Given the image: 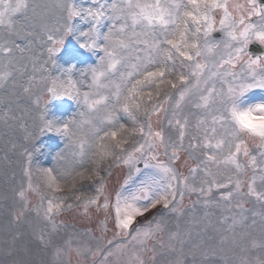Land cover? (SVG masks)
<instances>
[{
	"label": "snow or ice",
	"instance_id": "1",
	"mask_svg": "<svg viewBox=\"0 0 264 264\" xmlns=\"http://www.w3.org/2000/svg\"><path fill=\"white\" fill-rule=\"evenodd\" d=\"M33 36L42 37L46 55L29 56L31 70L20 83L15 76H23L27 65L19 68L12 54L31 53L32 41L21 47L14 38ZM0 40V89L11 95L21 88L35 97L39 121L36 132L26 130L24 137L32 148L21 145L28 185L15 192L22 207L12 219L34 213L33 239L51 251L52 264H73L72 253L84 252L103 257L101 264H158L163 256L174 257L163 264H188L187 257L198 253L219 254L224 264H264V213L253 212L250 223L243 214L246 198L264 206V98L249 102L255 91L264 93V51H249L252 44L264 49V0H88L87 6L78 0H0ZM68 40L75 47L66 48ZM65 52L97 59L74 78V66L57 64ZM65 97L80 111L69 120L47 118L49 102ZM161 113V127L154 128L152 117ZM163 121L175 136L166 134ZM46 132L67 141L73 160L62 151L56 156L60 169L37 167L42 182L34 187L35 141ZM181 150L197 161L188 175L174 167ZM122 166V182L110 188L107 178ZM214 190L229 208L236 198L240 210L239 217H222L226 227L217 238L194 239L179 222L165 235L155 216L140 222L158 205L182 216L178 205L185 194H196L194 203L203 198L207 206ZM30 191L40 197L31 208ZM81 204L103 213L96 227L104 234L94 238V247L83 233L56 222Z\"/></svg>",
	"mask_w": 264,
	"mask_h": 264
},
{
	"label": "rangeland",
	"instance_id": "2",
	"mask_svg": "<svg viewBox=\"0 0 264 264\" xmlns=\"http://www.w3.org/2000/svg\"><path fill=\"white\" fill-rule=\"evenodd\" d=\"M79 3L87 6L88 0H78ZM217 26L219 20V13L216 14ZM76 23H79L77 21ZM85 27V25H80ZM37 34L39 35V30L37 29ZM16 43L20 44L21 47H25L31 43V53H25L22 57L19 51H14L12 56L16 65L24 69L27 65V69L24 71V75H16L20 83H24L27 75L31 70V61L29 56L32 54L41 55L44 53V46L41 43L42 37L40 39L37 36L33 37H23L14 38ZM215 40V39H214ZM219 40V39H217ZM3 41L0 40V43ZM74 43V41H66V48H69V44ZM64 50H62L63 52ZM97 59L96 56L85 53L82 56H69L67 52L60 55L57 64L60 67L74 66L77 69L76 76L78 78V72ZM5 58L3 54H0V70L3 69V64ZM239 71V67L235 69ZM52 75H59L57 68H50ZM87 84V81H85ZM82 90H87L85 87L81 86ZM10 89H0V264H15L19 261H44L45 264H52L53 257L50 250H41L38 243L33 239V228L37 224L36 217L34 213L27 212L23 218L19 221H13L12 215L18 212L22 207V201L15 195V192L21 188L23 185L27 188L28 178L24 175V169L28 166L27 157L23 155V148L21 145H25L32 148V144H25L24 137L26 135V130L31 132H36V125L39 121L36 118L38 115V109L35 105V97L29 98L23 93L21 88H16L11 95H5ZM261 98H264V93L255 91L252 96L250 103L258 102ZM48 113L47 118H55L57 120H69L75 116L79 111L80 107L75 101L69 100L68 98L53 99L47 105ZM185 111H189L185 108ZM7 112V116L5 113ZM163 113L160 115H154L152 117V123L154 128L161 127ZM170 115V110H169ZM11 117H15L12 119ZM7 121V122H5ZM128 123L130 127V122L122 121ZM192 123H195L194 118H192ZM166 127L167 122L163 121ZM26 126V128L24 127ZM192 131H195L193 128ZM166 134L176 135L174 130H169L166 127ZM187 139L185 140V148H187ZM67 141L59 135L53 133H44L39 135L35 141L36 148L38 150L34 151L32 156V184L35 187L37 183L41 182V178L35 174V169L40 168H53L60 169L62 162L56 159V156L60 152H64L68 158V162L73 160L71 147H66ZM249 147H252V142L249 141ZM161 159H165L163 156V151L161 150ZM197 163L196 160L189 159V152L181 150L179 153V160L174 165L178 172L183 175H188V169L194 167ZM143 168V165H140ZM127 169L123 166L121 169H113L110 177L107 178L106 183L109 187L117 186L118 182H122L124 173ZM251 173L249 172L248 175ZM202 175V174H201ZM247 179V177H245ZM223 191V190H221ZM65 194H68L67 192ZM28 199L31 201L29 208L32 205L39 204L40 197L36 192H28ZM220 193L215 191L213 195L209 197L212 201L207 206L203 203V198H201L199 203H194L198 200L196 194H185L183 201L178 205V207L184 210L182 216H177L171 211V209H164L162 205H158L156 209H151L147 212L143 220L140 218V222L153 220V223H161L165 226V235L169 229H174L177 222L181 225V228H191L194 239H204L208 241L209 237L217 238L218 229H223L226 224H221L222 217H231L235 214L237 217L240 216V210L236 209V198L231 201V208L228 206L227 201L220 200ZM72 203L75 205L77 202L73 199ZM244 215L248 217V222L250 223L253 219L252 213H264V206L258 204L254 199L246 198L243 204ZM103 219V213H96L94 207L86 210L81 204L79 206L73 207L72 209L66 210L62 215L56 218L58 224H63L67 227L68 231L73 228L78 232L83 233L82 240L88 245L94 247V238L103 235L97 227V222ZM255 219L259 222L260 217L256 216ZM192 223H189V222ZM227 223H231L229 219ZM70 226V227H69ZM106 235L110 237L113 231V225L111 222L107 224ZM89 230L91 234L89 235ZM255 235H259V230ZM14 236H18V239L13 240ZM172 256L158 257V264H163L164 261L173 259ZM71 259L73 264L77 260L81 261L82 264H101L103 257L97 256L93 257L91 252H84L83 255L77 256L72 253ZM126 259V258H125ZM188 264H224V260L221 255H211L209 254L206 258L199 253L196 255L195 259L193 257H187Z\"/></svg>",
	"mask_w": 264,
	"mask_h": 264
},
{
	"label": "water",
	"instance_id": "3",
	"mask_svg": "<svg viewBox=\"0 0 264 264\" xmlns=\"http://www.w3.org/2000/svg\"><path fill=\"white\" fill-rule=\"evenodd\" d=\"M221 34L219 33H213V39L217 40L220 39ZM249 51L253 54L259 53L261 51H264V49H262L259 45L257 44H252L249 46Z\"/></svg>",
	"mask_w": 264,
	"mask_h": 264
},
{
	"label": "bare ground",
	"instance_id": "4",
	"mask_svg": "<svg viewBox=\"0 0 264 264\" xmlns=\"http://www.w3.org/2000/svg\"><path fill=\"white\" fill-rule=\"evenodd\" d=\"M144 218H142L141 220H143Z\"/></svg>",
	"mask_w": 264,
	"mask_h": 264
}]
</instances>
